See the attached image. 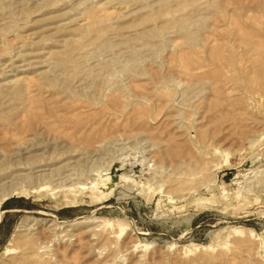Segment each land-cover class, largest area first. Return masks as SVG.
Listing matches in <instances>:
<instances>
[{
	"label": "rangeland",
	"instance_id": "374dc122",
	"mask_svg": "<svg viewBox=\"0 0 264 264\" xmlns=\"http://www.w3.org/2000/svg\"><path fill=\"white\" fill-rule=\"evenodd\" d=\"M0 264H264V0H0Z\"/></svg>",
	"mask_w": 264,
	"mask_h": 264
}]
</instances>
